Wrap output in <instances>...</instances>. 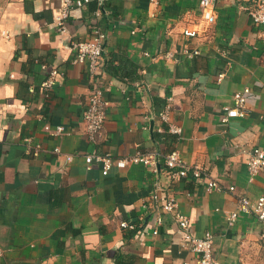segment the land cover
<instances>
[{"label":"crops","instance_id":"0c3cea01","mask_svg":"<svg viewBox=\"0 0 264 264\" xmlns=\"http://www.w3.org/2000/svg\"><path fill=\"white\" fill-rule=\"evenodd\" d=\"M255 5L217 0L216 21L203 27L200 0H107L100 15L91 0L73 7L61 32L55 15L63 0H0V264L193 262L185 230L162 211L169 197L194 235L214 234L218 264H264V223L246 212L228 222L239 198L264 196V169L251 179L244 152L264 149V40L250 14ZM95 26L107 32L98 76L109 101L97 145L83 119L89 66L73 63L71 50ZM186 28L199 32L188 36ZM52 69L64 74L46 93ZM245 88L247 114L223 121ZM167 105L179 135L160 117ZM47 123L68 133L52 135ZM26 137L40 144L37 155ZM94 149L114 157L141 151L156 165L132 162L104 175L99 162L87 168ZM172 150L200 166L203 178L169 179L163 158ZM209 180L221 188L207 190Z\"/></svg>","mask_w":264,"mask_h":264},{"label":"built area","instance_id":"2783aa9c","mask_svg":"<svg viewBox=\"0 0 264 264\" xmlns=\"http://www.w3.org/2000/svg\"><path fill=\"white\" fill-rule=\"evenodd\" d=\"M90 1L91 0H63L61 11L55 15V23L58 30L61 32L66 30V23L73 7H84ZM106 1L107 0H98L100 10H97V15L101 14V10L105 6ZM216 2L217 0H200L201 18L204 23L203 27L209 26L216 21ZM255 4L250 14L255 25L259 27L260 36L264 40V0H255ZM183 32L185 35L195 36L199 31L197 29L186 28ZM106 40L107 32L100 26H95L93 28V36L90 40L75 39L71 43V50L73 51L72 62L79 64L87 63L89 66V75L93 82L83 112L86 137L93 145H97L103 135L107 118V107L109 105V101L105 96L106 83L98 76ZM196 53H199V51L195 50L194 54ZM168 56H170V54H168ZM63 74L64 73L58 69H52L47 79L42 83V89L46 93H49L55 86L58 75ZM249 93L250 89L245 88L243 91H238L234 94L233 104L225 107L226 114L223 117V121H228L230 118L243 117L247 114ZM160 117L168 123V131L170 133L177 135L182 133V127L170 121L169 105L165 106L160 112ZM45 129L52 135L57 136L68 133L66 127L63 125L53 127L47 123L45 124ZM25 143L27 145V150L32 151L35 155L41 150L40 144H34L30 137L25 138ZM54 151L61 153L59 147H56ZM244 152L246 154V166L252 179L259 171L264 169V149L261 147H253L252 149L244 150ZM66 158L68 161H71L73 155H67ZM85 162L89 169L92 167L93 162L101 163L102 173L104 175H107L113 166L123 168L132 162H143L153 166L156 165V159L153 155H145L141 151H137L132 156L114 157L111 153H99L96 149L85 155ZM163 162L168 170L169 179L176 180L185 178L188 177L189 173L196 179H202L204 176L203 169L198 165L187 163L178 150H172L164 155ZM220 188L221 185L215 180H209L206 183V189L209 191ZM229 189L234 190L235 187L231 186ZM159 190L160 187L157 186L152 191V197L155 201L158 199ZM161 208L164 213H172L174 215L177 223L185 230L184 243L188 245L196 255L193 262L187 261L184 264H218L213 250L214 234L212 232L207 231L203 236L194 235L190 231V220L188 216L178 211L177 201L173 197H169ZM241 212L252 213L258 220L264 223V196L258 197L256 201H252L247 196L239 198L237 208L228 218L230 225H233ZM158 220L160 222L161 218L159 217ZM122 225L127 226V223L123 222ZM2 254L3 250L0 247V256Z\"/></svg>","mask_w":264,"mask_h":264},{"label":"clouds","instance_id":"9594fccd","mask_svg":"<svg viewBox=\"0 0 264 264\" xmlns=\"http://www.w3.org/2000/svg\"><path fill=\"white\" fill-rule=\"evenodd\" d=\"M8 95H11V89H9V91H8Z\"/></svg>","mask_w":264,"mask_h":264}]
</instances>
